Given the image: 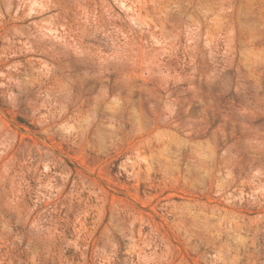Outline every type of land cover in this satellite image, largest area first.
<instances>
[{
    "label": "rangeland",
    "instance_id": "1",
    "mask_svg": "<svg viewBox=\"0 0 264 264\" xmlns=\"http://www.w3.org/2000/svg\"><path fill=\"white\" fill-rule=\"evenodd\" d=\"M0 264H264V0H0Z\"/></svg>",
    "mask_w": 264,
    "mask_h": 264
}]
</instances>
